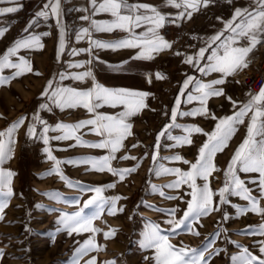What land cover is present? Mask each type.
<instances>
[{"label":"rangeland","instance_id":"obj_1","mask_svg":"<svg viewBox=\"0 0 264 264\" xmlns=\"http://www.w3.org/2000/svg\"><path fill=\"white\" fill-rule=\"evenodd\" d=\"M9 47H14V42L9 43ZM87 47L85 52L89 55L72 59L51 61L43 57L13 56V62L23 58L32 70L17 75L15 79L11 77L17 69L5 67L0 72V77L7 79V82L0 83V132L6 133L13 123L24 119L12 136L15 143L11 159L0 165V170L15 173L10 185L11 195H8L7 186L0 188V204L5 205L3 219H0V264H89L93 260L95 264H157L156 250L146 247V236L153 228H158L177 251L185 249L186 260L202 256L201 264H239L233 257L240 256L243 249L264 258L260 251L264 246V235L260 233L264 215L241 212L240 209L251 205L239 195L229 194L233 191L231 187L224 196L226 203H221L218 195L225 187L229 162L247 135L251 112L243 117V123L234 126L227 147L213 157L217 171L207 181L199 177L195 180L198 187L208 184L217 211L184 220L191 188L185 183L178 189L167 187L179 177L163 171H190L191 165L197 161L199 149L208 141L206 134L213 133L221 119L234 116L251 99L250 94L259 93H252L244 85L250 75L249 68H242L227 76L225 83L214 85L222 89L223 95L207 98L204 105L200 103L201 93L196 91L197 83L209 84L222 74L201 72L193 88L183 95L175 118H170L167 94L155 88L154 83L150 86L145 83L144 76H151V73L140 72L135 59L112 58L105 55L103 48L93 44ZM6 52V49H0V56ZM84 72H91L95 83L100 86L147 93L143 98L145 106L126 120L131 124V134H126L114 153L110 147L81 146L74 137L57 139L64 135L57 125H76L94 117L83 107L61 109L42 93L49 82L52 84L48 89L49 96L57 88L90 89L93 87L91 78L73 79ZM189 95L193 97L191 101ZM42 104L48 107L41 108ZM202 108L207 109L203 114L185 115ZM124 110L123 106L105 105L96 109V113L118 115ZM30 126L35 129L32 136L28 135ZM45 127L49 129L46 133ZM92 127L81 128L74 136L89 145L102 142L105 137L95 134ZM196 128L201 131H194ZM184 129L193 131L189 135ZM185 136L191 140L190 144H180L174 139ZM43 137L47 138V143ZM45 149L50 151L54 160L48 158ZM106 156L114 157L109 161L113 170L135 171L125 172L121 179L107 167L97 171L92 164L83 162L88 158L98 160ZM175 157L182 159L176 160ZM53 169H58L60 174L45 175ZM237 175L251 190V195L259 198L258 185L249 182L258 179L259 174L237 172ZM95 188L102 191L99 194L91 191ZM93 198L95 202L87 204ZM113 198L119 199L114 203L115 214H109L113 211ZM258 207L264 212V199H259ZM172 209H176L174 216L168 214ZM73 217L82 224L90 222L89 229L71 231L69 225ZM181 220L184 223L174 228V223ZM105 233H110L108 238ZM88 241L92 243L88 244ZM82 249H87V253L81 254Z\"/></svg>","mask_w":264,"mask_h":264},{"label":"snow or ice","instance_id":"obj_2","mask_svg":"<svg viewBox=\"0 0 264 264\" xmlns=\"http://www.w3.org/2000/svg\"><path fill=\"white\" fill-rule=\"evenodd\" d=\"M5 0H0V3H4ZM94 14L99 12H108L114 17V21L110 24H100L96 21H91V26L97 31H112L119 28L129 33L131 38H126L116 43L106 44L99 41H90L95 47L98 48H111L113 50L126 47H139L142 48L140 56L137 58H152V53L160 52L165 49L171 48V43L165 41L159 34L158 29L165 23L166 17L161 14L155 7L148 5H130L128 0H90ZM212 0H166L167 5L175 8H183L184 11L177 16L176 19H184L185 17L191 19L192 11L199 10L200 7H207ZM256 8L254 11L247 9H237L234 17L231 21L226 23L225 29L205 41L208 48H211L213 44L220 41L217 49L212 51L211 56L208 57L209 64L206 68L199 67L198 64L194 65L198 67V70L202 73L207 72H219L222 74L221 78L209 83L201 84L197 83L196 91L201 93L199 97L201 105H204L207 98L212 96L223 95L222 89H217L214 85H221L225 83V78L229 75L237 73L240 69L247 67L248 56L259 44L264 43V0H255ZM45 10L36 13L37 17H44L47 19L49 15L55 16L59 23L60 17V0H48V3L44 5ZM144 11L141 12L140 10ZM18 11L15 7H8L0 9V15L7 13H13ZM151 13V14H148ZM81 19L88 20L89 17H81ZM239 21V22H237ZM33 21L32 23H34ZM154 25L149 27L147 32L141 36L135 34V29L143 27L144 25ZM31 27V23L29 24ZM27 31V29H25ZM225 32L229 35L225 36ZM4 35V30L0 29V38ZM47 35V33L45 34ZM90 35L89 29L84 28L77 36L80 39L81 36ZM64 32L63 28L60 30V48L64 47ZM223 37V40L221 39ZM241 39L246 40L248 43L246 46H238ZM34 47L42 48L39 37H29L26 39L18 40L14 43V47H11L7 52L0 56V72H3L4 68L17 69L11 79H15L17 75L23 74V72H30L32 69L28 62L23 58H19V62H13L11 57L16 56V53L21 49H32ZM207 48H201L198 53L199 59L205 58V52ZM223 53L222 55L220 53ZM179 55V53H177ZM187 64H193V58L187 57L184 61ZM82 65H74V67H81ZM38 74V73H37ZM64 77L62 76L61 79ZM87 78L93 80V87L85 90H77L71 88H57L49 96L48 89L52 87L49 82L48 88L42 93L43 96L49 97L53 103H55L61 109H73L77 107H83L87 109L89 114H92L94 118L87 121H80L76 125H57V129L64 132V135L57 137V139L75 138L81 146L96 147V148H108L111 152L117 151L121 146L122 140L127 135H130L131 124L127 123V118L135 111L144 107L143 98L147 93H138L126 89H109L95 83L94 77L91 72H84L83 74L73 77L75 80L83 81ZM163 78L161 74H156V79ZM193 77H187L184 81L183 87L188 88L192 83ZM7 82L6 78L0 77V83ZM251 99L247 104H244L234 116L226 117L220 120L213 133L208 135V141L199 149V155L196 163L191 165V170L188 172H181L179 169L169 170L163 169L166 173H174L179 178L167 187L172 189H178L182 183L188 184L191 188L189 195L191 200L187 202V210L184 212V220L197 219L199 217L209 215L212 211H217L218 208L213 206V192L210 190L207 183L202 187H198L195 183L197 177L204 179L205 181L211 176L214 171H217L213 164V157L216 153L223 151L227 147V141L231 138L235 131V125L243 123V117L247 116L249 112L252 113L247 129V135L240 147L234 153L228 168L225 171V187L220 190L218 195L221 197V203H226L224 199L225 193L229 192V188L233 189L229 194L239 195L242 199L249 202L250 208L240 209L241 212L253 211L258 214L264 215V212L258 207L259 199H264V87L261 88L258 94H250ZM193 97L188 96V100L191 101ZM230 99V98H229ZM179 103V100L177 101ZM236 102H233L235 105ZM118 107L123 106L124 111L118 115H102L97 114L96 109L103 106ZM48 105L42 104L41 108H47ZM206 108L198 109L196 112L185 113V115H196L197 112L203 114L206 112ZM175 110L173 111V118H175ZM215 119V117H212ZM39 120V117H34ZM24 123V119H20L13 123L6 133L0 132V165L6 160L11 159L12 152L14 151L12 145L15 141L12 139L13 133ZM43 123V121H40ZM93 126L92 131L97 135L104 136V140L97 144H87L82 141L80 137L74 136L75 132L81 128ZM49 129L44 128L46 133ZM35 129L30 126L28 129V135L32 136ZM189 135L193 129H184ZM196 132H200L201 129H194ZM4 137H7L6 139ZM44 142L47 143L46 137ZM180 144L191 143L188 136L176 137ZM135 147V145H134ZM50 160H54L48 149H45ZM114 157L106 156L100 159L88 158L84 160V163L92 164L93 168L97 171H103L106 167L108 171H111L113 175H119L121 179L124 178L125 172L135 171V169L129 170H113L109 166V161ZM128 157H125L127 159ZM176 160H181V157H175ZM188 163L187 160L183 161ZM57 164L61 163L56 161ZM69 163H74L69 161ZM237 172L243 173H258V179H252L250 183L258 185L260 190L259 198L251 195V190L245 186V182L242 181ZM50 174L59 175L58 169H53ZM15 175L12 171L0 170V188L8 187V195H11V181ZM64 179L63 176H61ZM91 191L99 194L102 189L95 188ZM163 194V193H161ZM172 199V197H168ZM119 198H113V211L109 214H115L114 203ZM95 198L89 199L87 204H93ZM4 204H0V219H3L2 212ZM176 209L169 211V215L174 216ZM79 214H77V217ZM226 218V217H225ZM72 224L71 231L78 232L81 229L88 230L90 222L88 224H82L76 217L70 218ZM184 220L174 223V228H179ZM169 223H173L169 221ZM96 231L95 229H91ZM260 233L264 235V225L260 228ZM110 233H105V238H108ZM91 244L92 241H88ZM146 247L154 248L156 250L157 264H201L202 256H195L192 259L186 260V250L180 249L177 251L176 246L169 243L167 237L162 236L158 228H153L146 236ZM98 250V249H97ZM195 251V250H193ZM262 255H264V246L260 249ZM87 249H82L81 254H86ZM2 255V253H0ZM234 261H238L239 264H264V258L257 257L248 252L247 249L242 250V254L238 257H233ZM89 264H95V261H90Z\"/></svg>","mask_w":264,"mask_h":264},{"label":"crops","instance_id":"obj_3","mask_svg":"<svg viewBox=\"0 0 264 264\" xmlns=\"http://www.w3.org/2000/svg\"><path fill=\"white\" fill-rule=\"evenodd\" d=\"M46 3L48 0H5L4 3H0V9L8 7L18 9L16 12L0 15V29L4 30V35L0 38V43L4 44L0 45V49L8 50L9 43L35 36L39 37L43 47L21 49L16 56L43 57L52 61L59 58L86 57L89 55L85 51H87V46L91 45L90 41L111 44L131 38L128 32L119 28L112 31H97L93 28L91 21L110 24L114 21V17L108 12L94 14L90 0H60L59 23L57 18L51 14L47 19L36 16V13L45 10ZM128 3L153 6L166 17L165 23L157 31L165 41L171 43V48L152 53L151 59L137 58L143 51L139 47L116 50L103 48L106 50L105 55L112 58L135 59L134 63L139 66L140 72L151 73L155 88L162 90L164 95L167 94L170 118L173 117L174 110L176 114L179 112L183 95L193 88L197 75L201 74L198 67L194 65L198 64L199 67L206 68L209 64L208 57L220 44V41H217L211 48H208L205 41L223 31L226 23L233 19L237 9L254 11L256 8L255 0H212L207 7H200L196 11L189 9L192 11L191 19L186 17L176 19L184 9L169 6L166 0H128ZM85 16L89 19H81ZM33 21L35 22L32 23ZM30 23L31 27H29ZM149 27H154V25L146 24L136 28L135 34L141 36L147 32ZM61 28L64 32L63 49L60 48ZM84 28L89 29L90 35L77 39ZM228 35L229 33L225 32V36ZM221 39L223 40V37ZM247 43L246 40L241 39L238 46H246ZM201 48H207L204 59L198 58ZM189 56L193 58V64L184 62ZM156 74H161L163 78L156 79ZM187 77H193V81L185 89L183 85ZM178 100L179 103H177Z\"/></svg>","mask_w":264,"mask_h":264},{"label":"built area","instance_id":"obj_4","mask_svg":"<svg viewBox=\"0 0 264 264\" xmlns=\"http://www.w3.org/2000/svg\"><path fill=\"white\" fill-rule=\"evenodd\" d=\"M247 67L250 75L244 80V85L252 93H258L264 87V43L257 45L250 53ZM144 81L149 86L153 83L149 74L144 76Z\"/></svg>","mask_w":264,"mask_h":264}]
</instances>
